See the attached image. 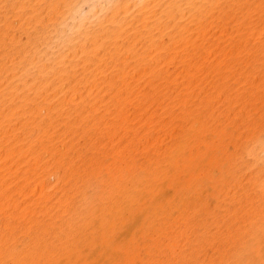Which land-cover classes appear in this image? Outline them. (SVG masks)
Returning <instances> with one entry per match:
<instances>
[{
	"label": "bare ground",
	"instance_id": "1",
	"mask_svg": "<svg viewBox=\"0 0 264 264\" xmlns=\"http://www.w3.org/2000/svg\"><path fill=\"white\" fill-rule=\"evenodd\" d=\"M97 4L0 0V264H264V0Z\"/></svg>",
	"mask_w": 264,
	"mask_h": 264
},
{
	"label": "clouds",
	"instance_id": "2",
	"mask_svg": "<svg viewBox=\"0 0 264 264\" xmlns=\"http://www.w3.org/2000/svg\"><path fill=\"white\" fill-rule=\"evenodd\" d=\"M107 5L105 4V7ZM104 11L97 4V0H82V5H78L75 9L71 11L65 22L66 27L62 30L66 36H71L73 34V29L78 27L81 23L90 19L92 16L99 14Z\"/></svg>",
	"mask_w": 264,
	"mask_h": 264
}]
</instances>
